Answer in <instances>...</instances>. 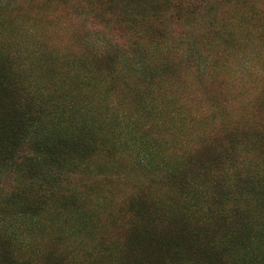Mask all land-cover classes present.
Instances as JSON below:
<instances>
[{
  "label": "trees",
  "instance_id": "16d2710c",
  "mask_svg": "<svg viewBox=\"0 0 264 264\" xmlns=\"http://www.w3.org/2000/svg\"><path fill=\"white\" fill-rule=\"evenodd\" d=\"M78 1L75 13L98 22L100 49L25 55L0 41V264H264V127L222 122L217 138L169 164L148 140L163 122L155 85L176 60L213 69L241 30L258 26L264 39L255 0ZM197 17L209 28L196 31ZM96 84L123 97L125 125L91 105ZM128 147L136 165L120 167ZM30 232L48 235L43 246L22 248Z\"/></svg>",
  "mask_w": 264,
  "mask_h": 264
},
{
  "label": "rangeland",
  "instance_id": "374dc122",
  "mask_svg": "<svg viewBox=\"0 0 264 264\" xmlns=\"http://www.w3.org/2000/svg\"><path fill=\"white\" fill-rule=\"evenodd\" d=\"M11 1L9 4L7 0H0V41L19 47L25 55L33 50V54L41 56L47 50L56 54L75 55L85 50L100 49L101 44L96 35L98 22L79 12L75 13L78 0ZM255 3L259 15L264 18V0H255ZM194 23V29L198 32L209 28L208 22L198 17ZM236 24L234 21L231 23ZM181 26L178 31L187 35L191 27ZM259 33L258 26L251 28L250 32L246 29L236 33L233 44L219 48L216 67L213 69L207 66H184V63L176 60L174 63L178 67L157 81L154 100L161 112L157 120L163 122L155 131L156 134L148 138L151 148L159 156L155 157L157 163H176L193 150L207 145L224 129L222 122H226L227 130L235 129L237 132L250 133L264 127V112L262 109L258 111V107L264 103V39L259 37ZM159 58L155 54L153 63L158 64ZM70 80H79V87L82 86L81 78L71 76L65 82ZM133 80L132 74H124L125 84H132ZM62 85L63 92L69 89L74 93L68 85ZM93 87L91 92L88 90L91 105L103 113L109 107L119 117L121 124L125 125L123 117L128 106L122 103L123 97L105 95L104 89L97 84ZM134 147L138 148L139 145ZM244 153L245 150L240 151L239 155L245 158ZM259 153L257 151L247 156L246 163L253 165V159L258 158L256 156ZM119 155L120 167L136 165L134 148L128 147ZM197 194L195 192L194 197ZM57 221L63 224L60 218ZM43 234H26L20 239L22 248L34 246L33 242L43 246L48 238V235ZM26 250L30 252V249L22 251ZM26 256L30 255L26 253ZM32 259L35 264H45L42 257Z\"/></svg>",
  "mask_w": 264,
  "mask_h": 264
}]
</instances>
